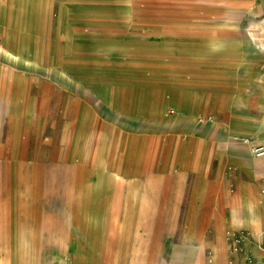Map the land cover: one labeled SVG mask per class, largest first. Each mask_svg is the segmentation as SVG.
I'll return each instance as SVG.
<instances>
[{
  "label": "rangeland",
  "instance_id": "374dc122",
  "mask_svg": "<svg viewBox=\"0 0 264 264\" xmlns=\"http://www.w3.org/2000/svg\"><path fill=\"white\" fill-rule=\"evenodd\" d=\"M0 3L3 40L6 12ZM25 5L22 15L12 7L8 45L36 52L40 45L45 60L34 70L31 64L13 67L0 54V75L13 67L23 79L19 86L14 71L9 81L0 79V229H10L13 218L16 230L0 237V247L10 240L27 248L34 242L47 252V264H69L74 254L61 256L60 244L70 239L71 217L73 230L87 232L92 246L148 247L156 241L162 252L164 244L189 232L210 234L214 213L225 219L226 239L229 231L243 230L228 225V200L247 199L249 191L236 192L225 173L236 168L231 159L250 167L238 152L244 145L251 149L241 138L264 143V50L237 44L236 52L245 53L250 64L238 74L207 38L219 22H230L249 38L264 18V0H26ZM84 82L93 84L92 96L80 88ZM186 85L190 104L183 107ZM106 89L125 98L132 113H148L160 99L161 118L177 123L143 127L128 118L117 121L107 106L100 110L93 101ZM227 99L229 108L221 105ZM192 115L195 126L184 121ZM215 122L228 124L217 128L224 134L235 129L239 138L230 142L218 130L207 133ZM196 136L203 140L200 195L199 156L188 146ZM112 161L121 170L117 178ZM163 167L173 175L169 209L161 204L162 189L137 184V179L160 183L155 172ZM216 169L221 175L213 184ZM187 172L194 173L191 184L185 182ZM263 185L256 190L259 202ZM196 213L201 221L190 220Z\"/></svg>",
  "mask_w": 264,
  "mask_h": 264
},
{
  "label": "crops",
  "instance_id": "0c3cea01",
  "mask_svg": "<svg viewBox=\"0 0 264 264\" xmlns=\"http://www.w3.org/2000/svg\"><path fill=\"white\" fill-rule=\"evenodd\" d=\"M156 58L158 57H155L154 61L160 63L159 62L160 59H156ZM182 61H185L186 63L188 62V60H182ZM198 62L203 63V65L210 64L213 66H219L221 64L220 62L213 60H199ZM165 131H170L174 137L177 136L172 132L171 129H167ZM202 143L203 140L196 136L195 140L190 144H188V146L191 147L193 146L195 148V146L199 144V146L202 147ZM197 155L199 156V158L197 159L198 162H197L196 175H198V177L196 178V186H197V190H199L198 195H200V191L204 189V180H203L204 167H202V163L204 159L201 150L199 149L197 150ZM261 157H256V158H261ZM231 160L236 164V168L234 170H230L229 173H225V174H227L229 179L233 180V185H235L236 187V192H238L239 189L257 190L259 185L264 184V161H262V163H260L259 165L256 163L252 167H247L239 163L237 160L234 159ZM155 173L160 175L158 176V180H157V181L161 180L160 183L155 181L151 182L149 180L143 181L137 179L138 189H143L144 184L148 188L152 186L155 189L156 187L157 189H162L163 197L161 204L164 205V208L169 209L173 205V199L170 193V190L172 189L173 175L171 171L166 167H163L162 170H158ZM187 174H188L187 177L189 176V178L187 179V177L185 176L184 178L187 179V181L185 182L191 184L193 180L192 176L194 175V173L187 172ZM220 175H221V171H218V169L213 171L212 173L213 184L218 182V178L220 177ZM180 180L176 181L178 183L177 187L179 188L182 187L181 186L182 179ZM263 186H261V188ZM261 188H260L261 208L259 210L258 220L256 219L255 221H251L249 225L236 224L233 218V212L231 208L228 207V214H229L228 225L235 228L247 229L250 231L252 235V240L241 244L243 250H237L236 248L237 244H230L227 239H226V243H227L226 247L224 248L215 247L216 244L218 243V239H217L218 233L216 231L215 223L218 221V217H220L221 215L219 213L218 214L214 213L212 217V221L214 223L213 231L208 235H203L202 233L195 234L193 232L192 234L194 235L192 237L193 239L191 242L192 247L183 244V241L181 239L174 241L173 243L170 242L169 244H164L165 245L164 262L166 264H193L186 259L189 258L188 256H192L196 253L200 255L201 253L206 252L208 253V255L207 254L201 255V260L203 264H230L229 263L230 260H233L232 264H249L246 261V256L248 254H252L254 256L257 264H263L264 263V202L261 201ZM169 216L170 214H168V216L165 217V219H168ZM202 219H203L202 215L198 213L193 214L190 217L191 221H201ZM13 221H14L13 218H11L10 229H6L5 226L3 229H0V237L10 238L11 235H13L16 232ZM226 226L227 224L225 223V228ZM68 235L71 240L68 238L67 241L61 242L60 247L62 248L60 252H61V256L66 255L69 252H72L74 254V258L71 255H69V258H71L69 264H141L146 262L148 263L149 261L150 262L148 264H154L155 262L156 241L154 242L152 241V245L148 247H141V245L136 243L133 244V246L131 247L130 246L126 247L123 245L112 246L104 243L108 239V236L105 237L103 236V238H105V240H102L103 241L102 243H104V245H101L99 247L92 246L91 241L88 240L89 235L87 234V232L86 234L84 233L82 235L81 234L77 235L75 230H73L72 217H71L70 227L68 230ZM259 239H262L263 243H261ZM6 243L7 242L4 241V244L2 245V247H0V254H2L0 255V264H13V263L14 264H47V262L45 261L46 256H44L47 252L43 253L41 246L37 245L35 249L36 251L34 250L32 251L30 247L33 246V244L27 248L23 245L15 243L13 240L8 241L7 244ZM208 250H210V252H208ZM35 252H37L39 258L35 257ZM161 263L163 264V261H161Z\"/></svg>",
  "mask_w": 264,
  "mask_h": 264
},
{
  "label": "bare ground",
  "instance_id": "6f19581e",
  "mask_svg": "<svg viewBox=\"0 0 264 264\" xmlns=\"http://www.w3.org/2000/svg\"><path fill=\"white\" fill-rule=\"evenodd\" d=\"M3 1L5 4V12H6L5 17L6 18H5V22L3 23L1 30L5 31V36H4L3 40L0 39V54L9 60L10 63H12L13 67H23V64H31L32 68L34 70L40 68L42 65V62L45 60V58H44L45 57L44 56L45 51L41 48L40 45L38 46L37 52L29 46H27V47H24V46H22V47H10L8 45V41H9V38L11 36V34L9 32V16H10V12L12 10V7L13 8L15 7L17 9L18 15L19 14L22 15V13L24 14V12L27 11V7H25L26 6L25 5L26 0H3ZM125 1L130 2L131 0H125ZM241 34L239 32H237V30L233 27V24H231L230 22H219V23H217V25L215 24V26H213L212 33L207 38V40H208L207 44L209 45L210 49L213 51H216L217 55H219L220 57H222L224 59L226 58L228 60V63L232 66V68H234L235 72H237L238 74H241V72L243 70H245L247 68V66L250 64H246L247 58L245 57V53H243V54L237 53L235 50V47L237 44H243L244 46L245 45L250 46V43H251L256 47L257 50L263 51L264 50V18L261 20L260 25L250 29V32H249L250 37L249 38H246L245 36H243ZM172 52L175 55L178 54L175 51H172ZM254 59H256V58L254 57ZM13 67L10 70L8 69L10 72L7 71L6 69H4V71L1 72L0 79L2 78V80H4V81L5 80L9 81L10 80L9 77H11V75H9V74H12V72L14 71V74H16V76H17V78H16L17 84L19 86H21L22 80H23L22 75L18 71L15 72V68H13ZM49 72L55 73V70L53 68H51V69H49ZM2 80H1V83H2ZM73 81L78 83L77 78L75 80L73 79ZM84 83L85 84H83V85L80 83L81 84L80 88H83V90L86 93H88V95L92 96V93L95 90V88L93 89V84H90L89 82H84ZM183 84H185V83H183ZM188 88H189V86L186 85V87H185L186 90L183 89L182 93H181V104L183 107H187L190 104V101H189L190 99H189L188 94H187L188 93L187 90L189 91ZM22 95H23V93H22ZM88 98H90V97H88ZM92 98H93V101L96 103V106H98V108L100 110H101L102 105L107 106V108L112 111L110 117L117 120V121H121L124 118H128V119L132 120L134 123H140L143 127L146 125L172 126V125H175L177 123V120H174V119L170 120L168 118H166V119L161 118V113L159 110L160 99H158L157 104H155L153 107H151V109L148 113H147V111L146 112L143 111L142 113H132V112H129V109L131 108V106H127L124 102L125 98L121 97L120 95H114L107 89L103 93L101 92V94L98 97H92ZM15 99H16V97H15ZM198 99H199V97L196 95L195 100H194L195 104L198 102ZM230 103H231V101H229V99H227V100L222 101L221 105L226 107V108H229ZM194 108H196V105H194ZM184 121H185V123L190 124L192 126H195L198 124V120L196 118V115L188 116L186 119H184ZM218 126H228V124L227 125H222V124L217 125L215 122L212 125H210L209 127H207L206 132L211 133V132H214L215 130H218L219 131L218 133L223 135V137H225L226 140H228L230 142H235L233 140V138L234 139L239 138L238 136L240 133L238 131H236L235 129L229 130L228 134H224L222 130L217 128ZM243 138L247 139V137H243ZM182 146L183 145H180V147H182ZM200 147L201 146H199V144L196 145L195 150L200 149ZM243 147L244 148H240L238 150V152L244 157L248 166L252 167L256 163L259 165L260 163H262V161H264V157H261V158L253 157V155L251 154L252 153L251 149H249L248 145H244ZM109 164L112 167L111 172H112L113 178H117V177L121 176L119 166L116 167L114 165V161L110 162ZM248 191H249V194H248L247 199H243L241 196L240 197L231 196V198L228 200V205L233 212V218H234V221L236 224L249 225L251 221H255L256 219L257 220L259 219V210L261 208V203L257 200L256 190L248 189ZM215 225H216L215 226L216 231L218 233V238H217L218 243L216 244L215 247L224 248V247H226V244H227L226 243V235H225V219H223L222 216L218 217V221L215 223ZM192 233L193 232H189V233H187V235L185 234V237L183 239H181L183 241V244L192 247L191 242L193 239L192 237L194 235ZM32 244H33V246H31L30 249L32 251L33 250L36 251L35 249H36L37 245L34 242ZM156 249L157 250L155 251V262H154V264H162L161 261H163V264H166L164 262V258H165L164 252L161 251L160 247H156ZM202 254L208 255V253H206V252L201 253L200 255L198 253H196L192 256H188L189 258H186V259L193 264H203V262L201 260ZM35 257H38L37 252H35ZM42 258H44V257H42ZM148 263L146 262V263H141V264H148Z\"/></svg>",
  "mask_w": 264,
  "mask_h": 264
},
{
  "label": "built area",
  "instance_id": "2783aa9c",
  "mask_svg": "<svg viewBox=\"0 0 264 264\" xmlns=\"http://www.w3.org/2000/svg\"><path fill=\"white\" fill-rule=\"evenodd\" d=\"M172 112H175V109H171ZM243 141L248 142L250 144L251 152L255 157L264 156V143L252 142L249 139L241 138ZM261 201L264 202V186L261 188ZM227 240L230 244H237V250H243L241 244L252 240V235L249 230H232L228 232ZM246 261L249 264H257L254 256L252 254H248L246 256ZM230 264L233 263V260L229 261ZM264 264V263H263Z\"/></svg>",
  "mask_w": 264,
  "mask_h": 264
}]
</instances>
